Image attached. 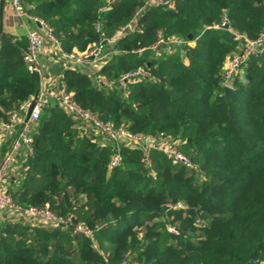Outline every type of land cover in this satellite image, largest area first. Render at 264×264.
I'll return each mask as SVG.
<instances>
[{
	"label": "trees",
	"instance_id": "trees-1",
	"mask_svg": "<svg viewBox=\"0 0 264 264\" xmlns=\"http://www.w3.org/2000/svg\"><path fill=\"white\" fill-rule=\"evenodd\" d=\"M22 1L67 51L108 37L143 2ZM223 10L236 31L249 37L264 32V0L150 2L98 72L117 79L143 66L151 76L130 80L123 93L99 87L76 67L62 70L80 105L115 126L163 130L195 165L155 148L145 165L138 149L121 144V162L109 167L112 145L96 141L95 132L46 102L28 168L11 193L23 206L48 201L61 217L96 227L85 236L71 226L5 218L0 264H120L135 257L144 264H264V52L246 57L226 96L222 66L241 39L213 26ZM158 28L185 37L184 48L161 55L136 51L154 40ZM0 39L1 115L35 92L39 76L22 59L27 36L26 42L4 34ZM177 200L183 206L164 204ZM168 222L177 231L168 230Z\"/></svg>",
	"mask_w": 264,
	"mask_h": 264
},
{
	"label": "built area",
	"instance_id": "built-area-1",
	"mask_svg": "<svg viewBox=\"0 0 264 264\" xmlns=\"http://www.w3.org/2000/svg\"><path fill=\"white\" fill-rule=\"evenodd\" d=\"M158 3H166L170 0H155ZM14 12L20 16H25L34 21L37 27L27 32V46L23 52L22 59L27 70L39 76L38 90L35 103L27 114L28 105L34 94L23 99L14 108L4 111L0 115V208H10L14 211L22 212L26 216L36 219L38 222L47 226L64 225L71 226L74 232H79L85 236H91L94 227L84 221L74 222L70 216L61 217L49 203L21 205L15 201L11 188L18 177L24 174L28 168L26 159L33 154V133L39 122L42 107L49 99H52L66 113L80 121L85 127L100 135V139L112 145L115 151L112 153L109 167L121 162L119 147L121 144L139 150V159L145 165L151 162L152 149L162 150L174 161L181 162L187 167L194 166V162L178 145L177 139L166 134L163 130L155 132L134 131L125 125H113L110 121L103 120L89 108L83 107L73 98L72 91L68 90L63 72L42 81L39 56L44 50L46 39L51 40L59 47V41L52 32L51 27L41 17L30 13L22 0H9ZM104 7L99 8L101 10ZM119 25L114 32L107 36L100 37L82 50H64L60 47V58L65 68H74L82 64H95L99 67L103 64L106 57L111 53L107 50V45L115 44L116 40L125 32L134 27V18ZM100 20H96L95 28L99 30ZM213 26L225 28L241 39L239 50L231 52L225 59L223 65V85L231 86L233 77L240 70L241 64L251 53L259 55L264 52V32L255 37H249L245 32L236 31L231 23L226 11L223 10L221 18ZM187 40L175 34L166 35L163 28H158L155 39L147 46H140L136 49L142 52L145 49L158 51L162 48L168 50V45L178 46L185 44ZM116 47L114 45V49ZM174 52V51H172ZM150 73L143 67L138 66L123 71L117 79L109 78L98 71L94 74V81L101 88L110 89L117 86L123 93L128 92V82L133 79L147 78ZM169 207H181L183 202L168 201L165 203ZM167 229L176 231L172 225L166 224ZM96 227V226H95ZM120 264H132L127 258L122 259ZM134 264H144L143 262Z\"/></svg>",
	"mask_w": 264,
	"mask_h": 264
},
{
	"label": "crops",
	"instance_id": "crops-1",
	"mask_svg": "<svg viewBox=\"0 0 264 264\" xmlns=\"http://www.w3.org/2000/svg\"><path fill=\"white\" fill-rule=\"evenodd\" d=\"M35 27H37V24L34 21L28 19L25 16H20L14 12L9 0H0V35L1 34L9 35L12 37L13 40L24 38L26 42L27 32ZM60 47L49 39L45 40L44 50L39 56L41 74H43V77L41 79L42 81L45 82L48 81V78L57 75L65 68L60 58V53H61ZM72 50H78V49L73 48ZM76 68L88 74L91 80L95 83L94 74L95 72L98 71L99 68L98 65L82 64V65H77ZM49 102L56 104V102L52 99H49ZM96 135L98 137L97 139H99L100 135L98 134ZM10 214H15V211L13 212L11 211ZM8 217L9 215H5V216L0 215V221ZM26 218L28 217L26 216ZM12 219H16V217ZM32 220L33 219H30L29 221L31 222Z\"/></svg>",
	"mask_w": 264,
	"mask_h": 264
},
{
	"label": "rangeland",
	"instance_id": "rangeland-1",
	"mask_svg": "<svg viewBox=\"0 0 264 264\" xmlns=\"http://www.w3.org/2000/svg\"><path fill=\"white\" fill-rule=\"evenodd\" d=\"M108 2H111L110 0H108ZM150 2H156V1H154V0H143V2L137 7V11H138V14L141 12V10L143 9V7H144V5L145 4H147V3H150ZM136 11V12H137ZM175 35H178V36H182L181 34H175ZM155 36H156V33H155ZM183 37V36H182ZM185 38V37H184ZM155 39V38H154ZM186 39V38H185ZM185 43V42H184ZM188 43H192V41H189L188 40ZM114 45L115 44H109V45H107V50H110L111 51V53H112V49H114ZM184 44H179L178 46H172V45H168L167 47L169 48L168 50H166L165 51V49H163L162 50V48L161 49H159L158 51H160L159 52V55H161V54H171V53H176V52H179V50H181L182 48H184V46H183ZM239 50V49H238ZM172 51H174V52H172ZM233 51H236V50H233ZM233 51H231V52H233ZM151 52H154V53H156V51H151ZM230 52V53H231ZM110 53V54H111ZM229 53V54H230ZM229 54H227V56L229 55ZM226 56V57H227ZM107 58V57H106ZM226 59V58H225ZM185 61H187V58H185L184 59ZM224 62H225V60H224ZM223 65H224V63H223ZM222 70H223V66H222ZM151 76V75H150ZM98 138V137H97ZM96 138V141H103L102 139H97ZM107 143H109V142H107ZM166 202H168V201H165L164 202V204L166 203ZM44 203H49L48 201H45ZM44 203H41V204H44ZM28 204H35V203H28ZM27 204V205H28ZM41 204H38V205H41ZM8 210H10V211H8ZM11 211L13 212L14 210H12V209H10V208H0V215H2V216H5V215H9V217H11V218H14V217H16V220H25V221H29L30 219H32V218H30V217H28V218H26V216H25V214H23L22 212H18V211H15V214H10L11 213ZM8 217V218H9ZM10 218V219H11ZM30 218V219H29ZM169 223V222H168ZM170 225H172V227H174V229L177 231V227H175V225L174 224H171V223H169ZM91 227H95L96 226V224L94 223L93 225H90ZM128 259V261L130 262V263H132V264H134V263H140V262H142V260L141 259H137L136 257L135 258H127Z\"/></svg>",
	"mask_w": 264,
	"mask_h": 264
},
{
	"label": "water",
	"instance_id": "water-1",
	"mask_svg": "<svg viewBox=\"0 0 264 264\" xmlns=\"http://www.w3.org/2000/svg\"><path fill=\"white\" fill-rule=\"evenodd\" d=\"M188 35H189V37L191 36V34H188ZM223 89H224V93H225V95H226V96H229V95H230V92H231V86L224 85V86H223ZM37 90H38V87H37V89L35 90V92L33 93L34 96H33L31 102H30L29 105H28L27 114H29V112L31 111V109H32V107H33V105H34V103H35V98H36V95H37Z\"/></svg>",
	"mask_w": 264,
	"mask_h": 264
}]
</instances>
